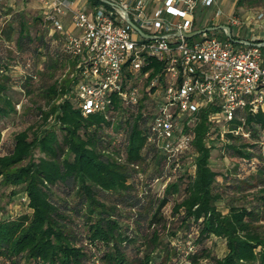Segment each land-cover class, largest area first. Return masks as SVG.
Listing matches in <instances>:
<instances>
[{"label":"trees","instance_id":"obj_1","mask_svg":"<svg viewBox=\"0 0 264 264\" xmlns=\"http://www.w3.org/2000/svg\"><path fill=\"white\" fill-rule=\"evenodd\" d=\"M35 19L39 34L31 36L20 16L9 56L0 54V119L16 111L8 93L12 85L31 93V83L39 82L45 105L37 109L40 123L16 132L11 148L0 154L1 180L23 184L31 210L0 217V256L12 264H154L164 247L165 262L175 254L168 256V239L182 230V240L192 239L194 245L187 256L192 264L202 258L211 264H264V109L244 108L243 120L234 119L248 137L229 130L222 136L227 154L250 165L253 174L245 176L240 163L233 182L225 178L217 184L218 172L210 167L209 147L202 142L212 133L206 116L212 107L186 128L194 134L193 161L184 153L168 156L147 140L154 108L143 97L132 105L114 100L105 112L83 115L75 93L76 59L62 48L63 36L48 35L50 19ZM11 30L0 24L9 41ZM161 64L150 58L143 70L151 67L154 73ZM68 67L72 79L64 75ZM16 68L23 73L10 72ZM159 178L168 180L160 197L152 193ZM224 187L244 193L250 202L227 204L223 212L218 202L227 194ZM166 204L171 218L162 212ZM211 237L224 240L222 256L204 243Z\"/></svg>","mask_w":264,"mask_h":264},{"label":"built area","instance_id":"obj_2","mask_svg":"<svg viewBox=\"0 0 264 264\" xmlns=\"http://www.w3.org/2000/svg\"><path fill=\"white\" fill-rule=\"evenodd\" d=\"M107 1L38 0L42 17L51 20L48 35L63 36L62 48L76 59L75 93L83 115L105 112L114 100L132 105L143 97L154 108L147 140L168 156L193 149L194 134L186 128L195 126L207 107H212L207 120L222 122L223 132L249 136L242 123L233 121L243 120L239 113L244 108L264 109V44H257L264 40L231 34L239 40L235 42L225 28L219 34L206 31L185 37L183 32L197 29L198 2L208 8L215 0ZM219 13L216 9L215 15ZM125 14L146 35L128 24ZM64 15L72 30L64 27ZM254 18L264 30V14ZM229 24L239 25L240 19L233 16ZM150 58L162 63L157 72L143 70ZM196 155L192 151L189 161Z\"/></svg>","mask_w":264,"mask_h":264},{"label":"rangeland","instance_id":"obj_3","mask_svg":"<svg viewBox=\"0 0 264 264\" xmlns=\"http://www.w3.org/2000/svg\"><path fill=\"white\" fill-rule=\"evenodd\" d=\"M220 1V0H219ZM3 3L2 8H0V24L4 29L8 28L11 25L14 30H11V39L10 41L6 39L5 35L0 34V54L8 55L11 52V49L18 35V21L20 16L28 23V30L31 36L38 35L41 30V25L38 19H35L36 16H44V10L38 7H34V2L32 1H24V0H1ZM223 11L225 10L226 13L223 15L224 18L219 19L218 15H215L216 7L213 5L208 8H201L198 4L194 10V22L196 23L195 26H200L201 23H211L212 25H219L218 22L221 20L223 21L225 17L233 15L234 12L237 16L247 19L248 15H255L258 12H262L264 14V0H242L240 4H237V0H221L218 2ZM90 9V7L88 6ZM19 11V12H18ZM222 16V17H223ZM249 17V16H248ZM215 18V19H214ZM214 19V20H213ZM218 19V20H217ZM211 20V21H210ZM204 24V27H206ZM231 29V33L235 36L241 37H249L252 33H261L262 30L260 27L256 26L255 22L249 23L247 21H241V25H232L229 24ZM221 28L215 30V33H221ZM212 32V31H209ZM28 52H25L24 58L26 59ZM9 58V57H8ZM15 76H19L21 73L18 71V68L10 71ZM64 75L66 77H70L71 79L74 77V72H70V67L64 70ZM32 92L27 93L26 89L20 88L18 84L12 85L8 87V93L13 97L15 103V113L11 114L9 117H5L0 119V129H1V143H0V154H3L11 148L13 144V136L16 132L21 129H24L28 126L36 127L37 124L41 121V115L37 109L39 107H45L44 100L41 99L39 96L41 85L39 82H32L31 83ZM39 86V87H38ZM209 130L212 132L211 137L204 138L202 141L206 147H209V165L210 167L218 172V176L216 177V183L221 184L224 179L227 182H233L230 178L234 177V167L236 165L241 164L242 169H244L245 176H249V174H253L254 169H250V165L244 164L243 161L238 162L237 158L228 155L227 150L223 148V137L220 135V132L226 128L223 126L222 122L215 121L209 122ZM54 123L52 119L50 121L49 126H53ZM48 126V127H49ZM32 135V133H30ZM219 134V135H218ZM192 151H196L193 149L186 153L187 161L191 159ZM34 158L40 155L38 149L34 150ZM252 162L256 163L257 159L252 158ZM26 161V160H25ZM24 161V162H25ZM248 174V175H247ZM241 180L243 177L240 176ZM162 179H156L152 184V193L156 194L157 196H161L163 187L165 186L166 182ZM223 189L228 190L229 188L224 187ZM251 191V190H250ZM248 191V192H250ZM225 195V196H224ZM223 199L219 200L218 207L223 211H227V204H235L241 205L243 203L250 202L249 198L244 196V193L233 192L230 190L227 191V194H223ZM31 210L27 206V197L23 190V184H13V183H5L0 178V217L5 216L9 218L17 217L23 213H29ZM162 212L168 217L171 218L170 212V205L166 204L162 208ZM262 220L261 222L264 223V213L261 214ZM182 234V230L179 231L178 235L169 236V245L171 248L173 247L174 250L169 248V255L171 252L175 254L172 256L167 257L168 260L165 262V251L160 249V251L154 257V264H192L188 260L189 252L195 250L194 245L192 243V239H186L185 241L182 240L180 235ZM178 236V237H177ZM213 242V243H212ZM210 248H212V253L217 256H222L224 254V240L220 239L219 237H211L204 242ZM197 248V246H196ZM0 264H12L11 260L1 257L0 256ZM23 264V263H17ZM197 264H211L208 259L202 258L197 261Z\"/></svg>","mask_w":264,"mask_h":264},{"label":"crops","instance_id":"obj_4","mask_svg":"<svg viewBox=\"0 0 264 264\" xmlns=\"http://www.w3.org/2000/svg\"><path fill=\"white\" fill-rule=\"evenodd\" d=\"M24 1H32V2H34V7L36 8V7H38L39 6V2H38V0H24ZM135 0H129V2H131V3H133ZM158 2V1H157ZM218 2H221V0L219 1V0H215L214 1V3L212 4V6L214 5L215 7H216V9H219L220 10V13H219V19H221L222 20V18H224V14L226 13V11L224 10L223 11V8H221V6L219 5V3ZM198 4L200 5V7L201 8H204V7H202V4H200V1L198 2ZM197 4V5H198ZM1 5H3V3H1ZM38 5V6H37ZM156 6V4L155 3H153L152 5H151V11L152 10H154V6ZM211 7V6H210ZM233 15H231V16H228L227 15V17H225V19L223 20V21H219L218 22V24H227V25H229V20H230V18L231 17H233V16H236V17H238L239 19H240V24L239 25H241V21L243 20V21H247V22H249V23H252V22H255L256 23V26H258V27H260L259 26V24H258V21L254 18V15H248L247 16V19L245 20L244 18H242V17H239V16H237L234 12L232 13ZM223 16V17H222ZM215 19V18H214ZM213 19V20H214ZM218 20V19H217ZM211 21V20H210ZM63 23H64V27L66 28V29H68V30H72L73 29V24H72V22H71V20H70V18L67 16V15H64L63 16ZM195 22H194V27L195 28H203L204 27V24L203 23H201V25L200 26H195ZM212 26V21H211V23L209 24V23H206L205 24V26ZM261 28V27H260ZM262 29V28H261ZM215 30H217V29H213V30H210V31H215ZM260 31H262L261 33H256L255 34V32L254 33H252L251 34V36L249 35V37L247 38V37H244V38H247V39H255V40H264V30L262 29V30H260ZM232 34V33H231ZM233 35V34H232Z\"/></svg>","mask_w":264,"mask_h":264},{"label":"water","instance_id":"obj_5","mask_svg":"<svg viewBox=\"0 0 264 264\" xmlns=\"http://www.w3.org/2000/svg\"><path fill=\"white\" fill-rule=\"evenodd\" d=\"M101 2H104V3H108L107 0H100ZM125 19L127 21L128 24H130L134 29H136L138 32H140V34L142 35H146L143 33V31L129 18L128 14H125ZM219 28H225L227 30V35L228 37H230L233 41L237 42L239 40L237 39H234L233 37H231V29L229 27V25L227 24H219V25H212V26H206V27H203V28H197L195 30H192L190 32H183V35L185 37H191L193 35H196V34H199V33H202V32H206V31H210V30H213V29H219ZM246 44H251L250 41H245ZM257 44H260V45H263L264 44V41L260 42V43H257Z\"/></svg>","mask_w":264,"mask_h":264}]
</instances>
